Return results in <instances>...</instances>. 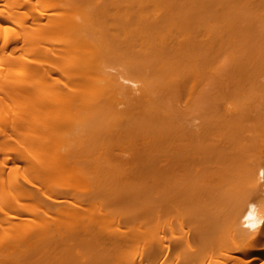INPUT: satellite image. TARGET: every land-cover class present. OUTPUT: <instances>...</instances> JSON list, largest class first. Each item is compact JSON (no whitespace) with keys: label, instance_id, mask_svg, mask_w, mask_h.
Listing matches in <instances>:
<instances>
[{"label":"bare ground","instance_id":"6f19581e","mask_svg":"<svg viewBox=\"0 0 264 264\" xmlns=\"http://www.w3.org/2000/svg\"><path fill=\"white\" fill-rule=\"evenodd\" d=\"M262 186L264 0H0V264H203Z\"/></svg>","mask_w":264,"mask_h":264},{"label":"rangeland","instance_id":"374dc122","mask_svg":"<svg viewBox=\"0 0 264 264\" xmlns=\"http://www.w3.org/2000/svg\"><path fill=\"white\" fill-rule=\"evenodd\" d=\"M247 189H248L247 187L237 188V189H221L220 190V194L221 195H224L225 196L227 193H231V197L229 198V200L226 199L227 206H221L222 204H219V202L216 199H214V198H212L211 204H209V201L208 202L205 201L204 204L202 205L203 208H201V211L200 212H202V220H203V222H207V218L209 217V219L213 220V222L215 224V227L210 232L211 234L209 233V231L207 232V234L205 232V234H204L205 240L204 239L203 240L205 242L206 241H209V240H207V235L208 234H209L208 238L210 237L211 240H212L211 236L214 237L213 239H214L215 242L212 243L213 244L212 249L214 250V253L216 252V254H214V253L213 254L214 255H217V258L214 255H212V257H215L216 260H218V257L222 259V257L224 258V256H226L224 254V252H223L224 247L225 248L232 249V247H233V236L234 235L235 236L237 235V231L234 229V225H233L232 221H230L228 219V217H226L225 210L228 207H232L233 205H235V203L237 204V202L238 203L239 202L247 203V205H249L251 203H255L257 205V207H259V208L262 207V206H264V188H263V186L260 187V188H257L258 189V191H257L258 194H256V195L254 194L255 191H256L255 190L254 193L252 194V196L249 197V198H248V196L246 194L247 193L246 192ZM212 193H213V195L214 194H217L216 193V190H213ZM259 198H260V201H258ZM241 219H243V218H241ZM190 222H192V220H189V221L187 220V221H185L182 224L183 226H182L181 229L184 230L183 231L184 234H180V235L188 237V240L187 241H189L192 246L193 245L195 246V240L197 242V239L198 238H197L196 234L193 233V230H194V227L193 226H194V224H192L193 222L192 223H190ZM186 226H189V228H187ZM184 227L187 228V229H184ZM191 227H193V229H191ZM181 229L179 227V229L177 231H179V230L182 231ZM187 230H189V232ZM254 233H255V231L252 230V229H250V230L246 231L245 237L252 238V236L254 235ZM168 234H169V232L167 233V237L169 239H172V237H171L172 236L171 235L172 232L170 233V235H168ZM187 234H188V236H187ZM183 238H184V240L187 239V238L185 239V237H183ZM247 238H245V239H247ZM191 239H192V241H191ZM203 240L201 239V241H203ZM192 242H193V244H192ZM173 244L174 243H172V245H171V249L172 250L175 248V246H174L175 244L174 245ZM186 244H188V242ZM199 245H196L197 246L196 247L197 249H198V247L201 248V246H199ZM203 248H204V246L202 247V249ZM185 249L186 250L188 249V245H186V248ZM193 249H194V247H193ZM193 249L190 250V246H189V250L187 252L188 255H186V257L188 256V258H189L190 253L191 252H194ZM186 250L184 251L185 254H186ZM205 250L206 249L204 248V250H202V252L205 251ZM206 253H205V261H204V258H203V264H208V263H211L212 261H213L212 263H214V261H215L214 258L212 260V257H208V253H207V255H206ZM252 254L253 253H251L249 255L251 256ZM229 255L231 257H228V260H231L235 255H237V253L231 251L229 253ZM245 258H248L247 255H246ZM208 259H211L212 261L210 260V262H209ZM263 260H264V255H262L260 257L259 261L258 260H255L251 264H258L260 261L264 262ZM256 261H258V263H256ZM239 264H245V263H239Z\"/></svg>","mask_w":264,"mask_h":264},{"label":"clouds","instance_id":"9594fccd","mask_svg":"<svg viewBox=\"0 0 264 264\" xmlns=\"http://www.w3.org/2000/svg\"><path fill=\"white\" fill-rule=\"evenodd\" d=\"M264 223V219H257V221L251 225H245V227H249L252 229L258 228L260 226V224Z\"/></svg>","mask_w":264,"mask_h":264}]
</instances>
